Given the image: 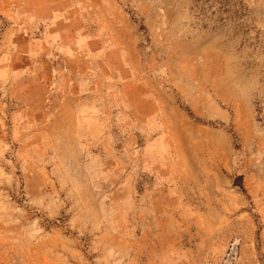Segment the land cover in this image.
<instances>
[{"label":"rangeland","instance_id":"obj_1","mask_svg":"<svg viewBox=\"0 0 264 264\" xmlns=\"http://www.w3.org/2000/svg\"><path fill=\"white\" fill-rule=\"evenodd\" d=\"M27 2L0 15V264H264V0H84L67 46Z\"/></svg>","mask_w":264,"mask_h":264},{"label":"crops","instance_id":"obj_2","mask_svg":"<svg viewBox=\"0 0 264 264\" xmlns=\"http://www.w3.org/2000/svg\"><path fill=\"white\" fill-rule=\"evenodd\" d=\"M20 0H0V15L14 22L20 11ZM84 0H29L26 7L33 11V23L35 21H46V37L62 39L63 46L66 45L71 36V31L80 29L84 21ZM80 36V35H79ZM67 46V45H66Z\"/></svg>","mask_w":264,"mask_h":264}]
</instances>
